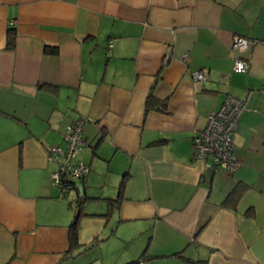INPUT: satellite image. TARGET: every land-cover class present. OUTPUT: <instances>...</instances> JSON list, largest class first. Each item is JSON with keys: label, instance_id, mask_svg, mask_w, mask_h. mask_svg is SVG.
Masks as SVG:
<instances>
[{"label": "crops", "instance_id": "obj_1", "mask_svg": "<svg viewBox=\"0 0 264 264\" xmlns=\"http://www.w3.org/2000/svg\"><path fill=\"white\" fill-rule=\"evenodd\" d=\"M236 34L254 42L242 54ZM226 95L246 100L233 174L192 142ZM81 117L90 172L82 196L60 197L48 150ZM78 213L95 260L80 246L65 256ZM144 251L142 264H264V0H0V264H125Z\"/></svg>", "mask_w": 264, "mask_h": 264}, {"label": "built area", "instance_id": "obj_2", "mask_svg": "<svg viewBox=\"0 0 264 264\" xmlns=\"http://www.w3.org/2000/svg\"><path fill=\"white\" fill-rule=\"evenodd\" d=\"M253 44L249 38L236 34L232 36L231 49L242 54ZM232 70L244 73L248 70V62L239 55L234 58ZM191 77L194 80L206 78L201 71L191 72ZM245 107V99L226 95L219 107L207 115L204 128L192 138L195 158L202 160L206 167L228 174H233L239 168L240 163L233 149V133ZM84 122L85 119L81 117L68 124L62 135L64 148L48 150V159L57 164V169L50 175V182L58 189L60 197L76 189L77 183L90 172L89 167L78 160L79 153L86 145L82 136Z\"/></svg>", "mask_w": 264, "mask_h": 264}, {"label": "trees", "instance_id": "obj_3", "mask_svg": "<svg viewBox=\"0 0 264 264\" xmlns=\"http://www.w3.org/2000/svg\"><path fill=\"white\" fill-rule=\"evenodd\" d=\"M14 46V33L12 31L9 32L8 34V41H7V49H12ZM44 52L46 53H55L56 52V47H51V46H44ZM40 86H43L40 84ZM149 105V103H148ZM149 106H147L148 108ZM126 177L127 174H124V176L121 179L120 185H119V191H118V196L114 199H108V212L109 215L112 213V211L114 209L118 208V203H120L121 198H122V191L124 189L125 183H126ZM245 187L240 186V185H236L231 191L230 193L227 195V197L224 200V204L229 205L230 206H235V204L238 202V199L240 198V196L242 195V193L244 192ZM79 204L81 205L82 203V199L78 201ZM79 218H80V213H78L75 217L73 222L71 223L70 227H69V232H68V241H69V249L66 252L65 256H68L72 250L78 248V246H80L78 244V229H79ZM150 258L148 255H146V252L144 251L143 254H141L136 260H132L129 261L125 264H142L145 261H148ZM197 264H206V262L204 261H199L196 262Z\"/></svg>", "mask_w": 264, "mask_h": 264}, {"label": "rangeland", "instance_id": "obj_4", "mask_svg": "<svg viewBox=\"0 0 264 264\" xmlns=\"http://www.w3.org/2000/svg\"><path fill=\"white\" fill-rule=\"evenodd\" d=\"M96 240H100V238L96 239ZM95 240L94 239H91L89 242H87V244H85L82 248V245L80 246L83 250V252H86L87 256L92 258V259H96V258H99L100 256V250L99 248H95V247H92L95 245V243H93ZM85 249V250H84ZM103 256L104 258H111L112 256L110 255V250H108V247H104L103 249ZM100 262V261H99ZM106 262V261H105ZM107 263V262H106Z\"/></svg>", "mask_w": 264, "mask_h": 264}, {"label": "water", "instance_id": "obj_5", "mask_svg": "<svg viewBox=\"0 0 264 264\" xmlns=\"http://www.w3.org/2000/svg\"><path fill=\"white\" fill-rule=\"evenodd\" d=\"M76 187L78 188V190H79V192H80V196H82L83 193H82V187H81V185H80V184H77Z\"/></svg>", "mask_w": 264, "mask_h": 264}, {"label": "clouds", "instance_id": "obj_6", "mask_svg": "<svg viewBox=\"0 0 264 264\" xmlns=\"http://www.w3.org/2000/svg\"><path fill=\"white\" fill-rule=\"evenodd\" d=\"M78 184V183H77Z\"/></svg>", "mask_w": 264, "mask_h": 264}]
</instances>
